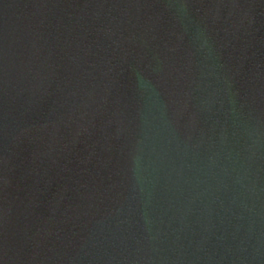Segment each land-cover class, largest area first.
<instances>
[{
  "label": "water",
  "instance_id": "95a60500",
  "mask_svg": "<svg viewBox=\"0 0 264 264\" xmlns=\"http://www.w3.org/2000/svg\"><path fill=\"white\" fill-rule=\"evenodd\" d=\"M0 264H264V0H0Z\"/></svg>",
  "mask_w": 264,
  "mask_h": 264
}]
</instances>
